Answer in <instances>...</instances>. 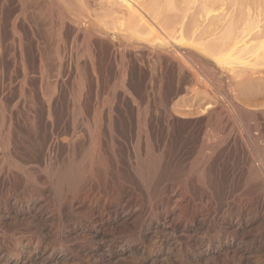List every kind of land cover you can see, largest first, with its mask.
Returning a JSON list of instances; mask_svg holds the SVG:
<instances>
[{
    "label": "bare ground",
    "instance_id": "1",
    "mask_svg": "<svg viewBox=\"0 0 264 264\" xmlns=\"http://www.w3.org/2000/svg\"><path fill=\"white\" fill-rule=\"evenodd\" d=\"M118 1L110 28L91 0H32L56 39L28 56L15 0L10 68L0 42V264H264V25L234 35L230 21L229 39L209 7L199 33L160 15L173 0H152V19Z\"/></svg>",
    "mask_w": 264,
    "mask_h": 264
},
{
    "label": "rangeland",
    "instance_id": "2",
    "mask_svg": "<svg viewBox=\"0 0 264 264\" xmlns=\"http://www.w3.org/2000/svg\"><path fill=\"white\" fill-rule=\"evenodd\" d=\"M10 1V2H9ZM34 1V0H33ZM92 1V4L94 5H92V7H95L94 8V13L96 14V18L98 17V19L100 20V21H104V22H106L107 23V26L108 27H112V25L114 24V23H116V21H117V19L119 18V17H121V16H123L122 15V13L121 12H123L124 11V7L122 6V4L118 1V0H100V1H98V0H91ZM93 1H95V2H93ZM97 1H98V4H97ZM138 1V4H140V7L144 10V12H145V10H146V17L148 18V19H152V17L151 16H153V14H149L150 12H149V10H152L151 8H152V0H137ZM180 1V2H179ZM0 2H2V0H0ZM13 2V3H12ZM14 2H15V0H6L4 3H3V6H2V10H1V14H0V26H2V27H0V42H1V55H2V58H3V61H4V68L6 69V68H10L11 67V65H12V61L10 60L11 58V54L10 53H12V45H11V43H9L10 42V39H11V35L12 34H8V33H11L10 31V19L14 16V14H16L17 13V6H16V2H15V5H14ZM31 3H29V1L27 0V8H29L28 9V23L26 22L25 24H23V30H24V37H25V40H26V43H27V45H26V53H27V55L29 56L30 55V52H32L33 50H34V45H35V43L36 42H43V41H48L49 39H50V41H54L53 39H51V37L52 38H54V39H56V33L54 34V33H50V31L52 32L53 30L52 29H49L50 28V26L48 25V20L47 19H45L44 17H42V15H41V8H39V7H37V5L36 4H34V3H32V0L30 1ZM150 2L152 3V4H150ZM173 2L175 3L174 4V8H173V6H171V11H170V9H168V7H167V5L166 6H162L161 5V7H163V8H161L160 7V12H161V16H163V15H167V13H168V15L169 16H172L173 15V17L174 16H176L177 15V17L179 18H177V17H175L176 18V20L178 19V20H183V22L184 23H186L185 21H187V22H189L188 21V19L189 18H191L190 19V22L191 23H193L194 21H197L196 23H194L195 24V27H197V26H200V27H198V28H196L197 30H198V32L199 31H201V30H203V32H205V31H207V30H209L211 27L213 28V26L215 27V25L217 26L215 29H213L214 31H212V32H215L216 30H224L225 29V27H226V29L227 28H229L228 26H227V23L229 22L230 23V21H234L235 23H230V28L232 29L231 31L233 32L234 31V35H235V31L237 32H239V31H241L242 30V28H243V26L245 25L244 24V22H251V21H253L252 23H254V22H256V21H258V23L260 24V25H258L257 24V22H256V24L258 25V26H260L261 27V25H264V0H190V2H189V0H173ZM245 2H246V4H245ZM12 3V4H11ZM29 3V4H28ZM113 3V4H112ZM151 5L150 7H147L149 4ZM186 3V4H185ZM250 3V4H249ZM30 4H34L33 6L32 5H30ZM101 4V5H100ZM117 4V5H116ZM121 4V5H120ZM147 4V5H146ZM224 4V5H223ZM6 5V6H5ZM30 5V6H29ZM248 5V6H247ZM98 6H99V8H98ZM146 6V7H145ZM185 6H187V7H185ZM38 9H37V8ZM106 7V8H105ZM166 7V9H168V11H166V9H164ZM204 7V8H203ZM205 7H206V9H208L209 10V8L212 10V11H208L210 14H207L208 16H211V17H208L210 20H211V18L213 19V20H215V21H213V22H215V24L213 23V22H209L208 20L209 19H207V17H205V19H204V17L203 16H205ZM207 7H209V8H207ZM223 7V8H222ZM253 7V8H252ZM16 8V9H15ZM33 8V9H32ZM98 8V9H97ZM114 8V9H113ZM181 8V9H180ZM185 8V9H184ZM187 8H189V9H187ZM225 8V9H224ZM249 10H248V9ZM251 8V9H250ZM15 9V10H14ZM39 11H37V10ZM40 9V10H39ZM204 10L205 12H202V10ZM223 9V10H222ZM229 9V10H228ZM92 10H93V8H92ZM196 10V11H195ZM247 10V11H246ZM252 10V11H251ZM32 11V12H31ZM33 11H35V12H33ZM102 11V12H101ZM121 11V12H120ZM165 11V12H164ZM176 11V12H175ZM198 11L200 12V13H198ZM215 11V12H214ZM246 11V12H245ZM260 13H259V12ZM14 12V13H13ZM16 12V13H15ZM107 12V13H106ZM152 12V11H151ZM162 12H164L163 14H162ZM191 12V13H190ZM197 12V13H196ZM12 13H13V16H12ZM35 14V15H33V14ZM40 14V17L39 16H37L38 14ZM101 13V14H100ZM203 13H204V15H203ZM215 13V14H214ZM227 15H226V14ZM194 14V15H193ZM203 16H202V15ZM249 14V15H248ZM252 14V15H251ZM3 15V16H2ZM32 15V16H31ZM101 15V16H100ZM149 15H151L150 17H148ZM157 16V18H160L161 19V16ZM214 15V16H213ZM230 15V16H229ZM9 16H11V18L9 17ZM32 18H31V17ZM35 16V17H34ZM164 16V17H165ZM168 16V17H169ZM185 16V18H183ZM242 16V17H241ZM244 16H246V17H244ZM38 17V18H37ZM104 17V18H103ZM113 17V18H112ZM167 17V16H166ZM181 17V18H180ZM3 18V19H2ZM7 18H9V19H7ZM31 18V19H30ZM116 18V19H115ZM154 18V17H153ZM34 19V22L32 21ZM38 19V20H37ZM41 19H43L45 22H42L41 21ZM115 19V20H114ZM170 19H172L171 17H170ZM192 19H195V20H193L192 21ZM202 19V20H201ZM251 19V20H250ZM256 19V20H255ZM8 21V22H6V21ZM111 20V21H110ZM248 20H250V21H248ZM37 21H38V23H37ZM41 21V22H40ZM47 21V22H46ZM114 23H113V22ZM208 21V24H209V29L208 28H206L205 27V25L207 26L208 24H206V22ZM216 21H219L218 23H216ZM32 22V23H31ZM201 22H202V24H201ZM262 22V23H261ZM3 23H4V25H3ZM37 23V24H36ZM41 23H43V25H46V26H43ZM47 23V24H46ZM201 24V25H198V24ZM228 23V24H229ZM29 24H30V26L31 27H29ZM204 24V25H203ZM212 24H214V25H212ZM236 24H237V26H236ZM244 24V25H243ZM34 25L35 26H37V27H35L36 28V30H34L33 28H34ZM110 25V26H109ZM197 25V26H196ZM203 25V26H202ZM219 25H223L222 27H224V28H222L221 26H219ZM231 25H233V26H231ZM242 25V26H241ZM9 28H8V27ZM42 26V27H41ZM202 26V27H201ZM242 28H241V27ZM26 27V28H25ZM40 27H41V29H40ZM43 27H44V30H45V32L43 31ZM208 27V26H207ZM218 27H220V28H218ZM238 28V29H240L241 28V30H235V28ZM263 27V26H262ZM261 27V28H262ZM1 28H3V31H2V29ZM47 28V29H46ZM206 28V29H205ZM230 28L228 29L229 31H227L226 29V32H224V31H222V33H224V34H222L221 32H219V33H221L222 35H224L225 36V34H226V36L229 38L230 36H228L229 35V33L231 32L230 31ZM39 29H40V32H39ZM8 30H9V32H8ZM42 30V31H41ZM197 30H196V33H198L197 32ZM212 30V29H211ZM35 31V32H34ZM3 32H5V33H3ZM43 32V33H42ZM54 32V31H53ZM231 32V33H232ZM38 33H39V35H38ZM200 33V32H199ZM201 33H202V31H201ZM219 33L218 32H215V35L217 34V35H219ZM228 33V34H227ZM3 34H4V36H3ZM32 34H35V35H32ZM51 34V35H50ZM221 34L219 35V36H221ZM55 35V36H54ZM205 35V34H204ZM203 35V36H204ZM216 35V36H217ZM232 35V34H231ZM233 35V36H234ZM7 36V37H6ZM37 38H36V37ZM39 36V37H38ZM72 35L71 34H69L68 35V37L66 36V41L68 42L67 44H68V48H69V46H77L78 45V47H75V48H73L72 47V49H79V48H81L82 46H80V45H82V44H80V42H81V40H80V38H73V36L71 37ZM224 36H221V37H224ZM233 36H231V37H233ZM5 37V38H4ZM29 37H30V39H29ZM40 37H41V39L42 40H40ZM44 37V38H43ZM70 37V38H69ZM227 37H225V38H227ZM231 37L229 38V39H231ZM8 38H9V41H8ZM34 38H35V40H34ZM48 38V40H46ZM39 39V40H38ZM45 39V40H44ZM72 39V40H71ZM3 40H5V41H3ZM74 40H79V41H74ZM7 41V42H6ZM35 42V43H34ZM73 42H75L74 44H73ZM78 44H77V43ZM3 43V44H2ZM82 43V42H81ZM32 44H33V46H32ZM40 44V43H39ZM70 44V45H69ZM71 44H73V45H71ZM77 44V45H76ZM5 45V46H4ZM40 45H42V44H40ZM33 48V49H32ZM41 49L43 50V48L41 47ZM28 50H30V51H28ZM11 51V52H10ZM10 55H9V54ZM29 53V54H28ZM5 57H6V59H5ZM11 61V62H10Z\"/></svg>",
    "mask_w": 264,
    "mask_h": 264
}]
</instances>
